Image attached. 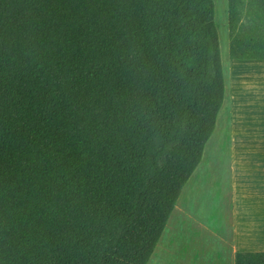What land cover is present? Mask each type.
Masks as SVG:
<instances>
[{"label": "trees", "instance_id": "obj_1", "mask_svg": "<svg viewBox=\"0 0 264 264\" xmlns=\"http://www.w3.org/2000/svg\"><path fill=\"white\" fill-rule=\"evenodd\" d=\"M228 29L264 60V0ZM225 91L213 0H0V264H147Z\"/></svg>", "mask_w": 264, "mask_h": 264}, {"label": "rangeland", "instance_id": "obj_2", "mask_svg": "<svg viewBox=\"0 0 264 264\" xmlns=\"http://www.w3.org/2000/svg\"><path fill=\"white\" fill-rule=\"evenodd\" d=\"M213 4L222 55L224 48L226 53L229 50L228 0H213ZM223 63L222 60L224 72ZM228 66L231 93L240 107L233 123V136L228 138L227 119L231 106L228 108L226 98V109L213 148L209 151L207 143L201 158L203 164L210 165L202 173L194 171L184 185L178 205L154 250L153 261L158 262L155 264H183L184 255L192 261L202 259V264H210L220 252L218 239L230 233L232 200L229 193L232 191L239 240L245 244L249 242L247 250H264V61L228 59ZM230 78L226 79L227 85ZM228 92L225 91V96ZM232 153L234 177L230 179L226 161ZM169 230L175 232L174 239H169ZM165 240L166 244L168 240L174 242L167 246L164 255L161 250Z\"/></svg>", "mask_w": 264, "mask_h": 264}, {"label": "crops", "instance_id": "obj_3", "mask_svg": "<svg viewBox=\"0 0 264 264\" xmlns=\"http://www.w3.org/2000/svg\"><path fill=\"white\" fill-rule=\"evenodd\" d=\"M244 61H249V60H244ZM250 61H264V60H250ZM231 87L232 86H231V78H230L229 82H228V85L226 84V89H227L226 93L229 90V92H228L229 94H227L228 96H226V98L229 99V100H227L228 101V108H229V106H231V110H230V113H229L230 115H229V117L227 119V126H228L227 127V129H228L227 133H228V138L229 139L233 136V134H232L233 123H234L235 119L237 118V115L239 114L238 112L240 111L239 110L240 107H239L238 103L236 102L235 97L231 93ZM231 151H233V147H232ZM233 157H234V154L232 153L231 157L226 161L227 173H228V177H230V179L232 177H234V163H235V161H234ZM209 165L210 164H207V165L203 164V160L201 159L199 164H198V166H197V168L195 169V172L198 171L199 173H202ZM230 186H232V188L234 190V185H233L232 181L230 182ZM232 188H230V191L232 190ZM232 192L229 193V195L231 197V200H232L230 213H229L230 214V217H229V223H230L229 230H230V233L228 234V236H223V237L220 236V238L218 239V244H219L218 245V249H219L220 252H219L218 256H216V257L214 256L215 259L209 261V262H211L210 264H235V254H236V252H238V251H249V252L258 251L255 248L254 249H250V250H253V251L247 250L248 248H246V247H247V245H249V242L244 240L247 244L242 243L239 240V238H238L237 221H236V218H235L236 210H235V207L233 206L234 203H235L234 191H232ZM177 205H178V202L176 203V205L174 206V209L172 211L175 210ZM167 235H168L169 239H174L173 237L175 236V232L171 233V231L169 230ZM228 237H230V238H228ZM250 239L251 238H249L248 240H250ZM158 241L160 242V240H158ZM173 242L174 241H170L169 242V240H168V244H166V240H165V242L163 243L162 250H161L164 255L167 253V249H166L167 246L169 244H172ZM179 243H180V241H179ZM153 253H154V251H153ZM153 253H152L151 257H150V264L158 263L157 261L154 263L153 257H154L155 253L154 254ZM182 258H183V264H202L203 263L202 259L201 260L199 259L197 261H192L190 259V257L189 256L186 257V255L182 256Z\"/></svg>", "mask_w": 264, "mask_h": 264}, {"label": "bare ground", "instance_id": "obj_4", "mask_svg": "<svg viewBox=\"0 0 264 264\" xmlns=\"http://www.w3.org/2000/svg\"><path fill=\"white\" fill-rule=\"evenodd\" d=\"M222 60L224 61V76H225V85H226V79L228 80V78H230L229 76L227 77V71H226V69H228L227 68V66H228V59H230V57H229V50H228V52L226 53L225 52V48L223 49V51H222ZM225 58H226V61H225ZM226 63H227V65H226ZM229 67V66H228ZM229 70V69H228ZM229 73V72H228ZM228 99V98H227ZM229 100V99H228ZM228 102V101H227ZM225 109H226V96H225V98H224V102H223V105H222V108H221V110H220V112H219V114H218V118H217V122H216V128H215V130H214V133L212 134V136H211V138L209 139V141L207 142V143H209V146H208V149H209V151L213 148V145H214V140H216V138H217V135H218V133H219V130H220V126H221V124H222V115H223V112L225 111ZM228 117V116H227ZM224 118V117H223ZM224 122V121H223ZM207 145V144H206Z\"/></svg>", "mask_w": 264, "mask_h": 264}]
</instances>
